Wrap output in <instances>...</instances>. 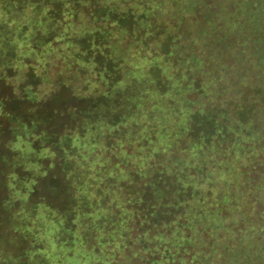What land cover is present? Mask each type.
<instances>
[{
  "label": "trees",
  "instance_id": "1",
  "mask_svg": "<svg viewBox=\"0 0 264 264\" xmlns=\"http://www.w3.org/2000/svg\"><path fill=\"white\" fill-rule=\"evenodd\" d=\"M200 39L228 54L200 67ZM59 48L85 75L69 130L0 100V264H264V0H0V83ZM30 73L16 97L42 103Z\"/></svg>",
  "mask_w": 264,
  "mask_h": 264
},
{
  "label": "rangeland",
  "instance_id": "2",
  "mask_svg": "<svg viewBox=\"0 0 264 264\" xmlns=\"http://www.w3.org/2000/svg\"><path fill=\"white\" fill-rule=\"evenodd\" d=\"M173 5V3H172ZM172 5H170L172 7ZM174 10L181 8V13L178 14L183 15L184 13H187L189 15H193L192 10L188 11H183L182 7H179L175 5L173 7ZM171 10V9H170ZM173 10V11H174ZM205 10H200L199 11V17L203 18L205 17L206 20H208V17L206 14H204ZM178 15L174 14H167L166 11L163 13L162 19L165 20L164 24L167 30H171L173 26V22H176L175 19H178ZM198 16V14H196ZM19 17V16H18ZM19 18H23V16H20ZM206 24H202V26H205ZM196 36V33L193 34V37ZM128 37L129 35H122V39H124V43L122 44V47L125 48L128 42ZM181 44L182 46L186 47L181 49L183 55L187 56V52H193L190 51L191 48L185 45L188 40H192V37L189 36L188 38H185L184 36H180ZM201 41H202V46H201ZM220 41V40H219ZM200 42V44H199ZM199 42L197 41L196 45L193 47L194 50H196L199 53H202L201 58L199 59L198 63L200 67H203L207 65V62L205 60L206 55H209L210 53H213L216 59H220L221 54L224 56L227 53V46L225 44L219 43L218 40L212 41V43H208L203 39H200ZM139 44V43H137ZM136 46V44H135ZM138 48H134V50H137ZM130 57V56H129ZM235 58V57H234ZM234 58L232 61H235ZM181 63L184 62V60H180ZM211 62H208V64ZM68 64V66H67ZM189 69V68H188ZM18 71V76L15 78H11L10 80H4L9 83L6 84L4 81L0 83V100H5L6 101V107L9 111L16 113L23 118H26L28 121L32 120H40L43 117H48V123L47 125H43L46 128H49L51 130H54V127L56 126L55 124H59L60 127L58 130H64L66 129L65 127L69 125V120L66 115L67 111L77 105L76 98L73 95V92H78L82 90L83 88V83L85 82V75H78L76 71L74 70V66L71 64V60L68 57V53L64 50L59 48L54 52L48 59L42 60L41 62H38L32 66H24L20 68ZM87 71V75H90L93 73V69L89 68ZM28 72H31L30 74L39 73L43 76L49 74L51 77L48 81L46 79L43 80L42 86L40 88V91H42V97L44 98L45 101L42 103H33L29 101H21L16 97V93L14 90V86L18 87L20 84L24 83L26 80V74ZM229 72H231L229 69L225 70V73L229 75ZM73 74V75H72ZM234 75V73H232ZM28 83L35 82L33 80V77L29 78ZM63 82H68L69 84H72V89L73 92L69 89L64 87L63 85L60 86ZM60 86V87H59ZM102 88V84H98L94 86V84H91L89 91L93 90H100ZM58 90V91H57ZM228 89L222 97L229 98L234 97L237 98L239 96V92ZM221 92V90H220ZM218 92V94L220 93ZM230 92V93H229ZM221 97V98H222ZM217 98L218 95H217ZM66 102L67 106H64L61 110H58V107L61 106ZM67 108V109H66ZM66 116V117H65ZM65 119H64V118ZM63 119V120H61ZM0 176H1V169L4 166L3 163V157L6 155H11V151L8 147V144L11 141V135L10 133H7V121L6 119L0 118ZM259 121L260 125L255 128V132H258V129L261 128L264 124V115L259 116ZM67 122V124L65 123ZM69 130V129H66ZM9 132V131H8ZM176 161L179 160V157L175 159ZM62 178L57 176L53 177L52 175L49 177H46L44 180L41 181V185L45 188L46 190V195H49L51 199L53 198V201L55 204L57 202H61L63 196H60L61 194L59 193L62 188ZM54 188V190H53ZM57 192H54L56 191ZM59 191V192H58Z\"/></svg>",
  "mask_w": 264,
  "mask_h": 264
}]
</instances>
